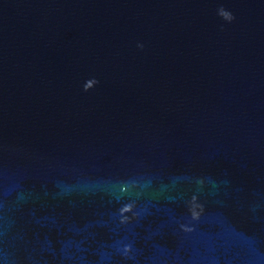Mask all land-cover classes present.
I'll return each instance as SVG.
<instances>
[{
    "label": "water",
    "instance_id": "1",
    "mask_svg": "<svg viewBox=\"0 0 264 264\" xmlns=\"http://www.w3.org/2000/svg\"><path fill=\"white\" fill-rule=\"evenodd\" d=\"M0 264H264V0H0Z\"/></svg>",
    "mask_w": 264,
    "mask_h": 264
}]
</instances>
